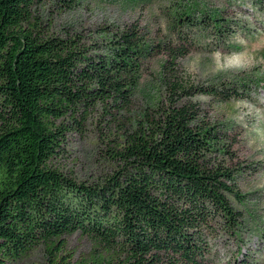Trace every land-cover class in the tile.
Returning <instances> with one entry per match:
<instances>
[{
	"label": "trees",
	"instance_id": "16d2710c",
	"mask_svg": "<svg viewBox=\"0 0 264 264\" xmlns=\"http://www.w3.org/2000/svg\"><path fill=\"white\" fill-rule=\"evenodd\" d=\"M48 1L0 0V264L42 245L48 264H65L56 259L63 237L78 232L96 246L92 264H208V237L215 225L236 234L243 213L234 203L244 196L232 165L236 142L194 100L228 102L238 90L191 84L172 67L165 96L106 141L111 173L77 181L55 162L97 106L127 113L143 41L132 26L113 42V55L98 54L78 35L46 28L40 10ZM219 24L217 15L204 20L229 38ZM158 52L172 65L190 44Z\"/></svg>",
	"mask_w": 264,
	"mask_h": 264
},
{
	"label": "rangeland",
	"instance_id": "374dc122",
	"mask_svg": "<svg viewBox=\"0 0 264 264\" xmlns=\"http://www.w3.org/2000/svg\"><path fill=\"white\" fill-rule=\"evenodd\" d=\"M67 4L71 7L63 6ZM40 14L51 33L63 38L78 35L98 54L113 55V42L132 26L143 41L142 68L127 113L117 115L112 107L111 114L97 106L85 121L84 133L69 134L64 153L55 162L77 181L96 183L111 173L106 141L119 135L123 123L138 119L165 96L164 78L172 67L191 84L238 90L241 97L228 102L205 96L194 100L202 107L203 119L226 129L236 142L232 165L238 169V189L244 196L242 204L234 203L243 213L239 230L235 234L214 224L207 258L208 264H264V0H55L46 2ZM214 15L229 38L206 29L205 18ZM166 43L190 44V52L169 65L171 59L158 52ZM63 240L65 248L56 259L65 264L93 263L96 246L87 236L78 232ZM48 263L42 245L8 264Z\"/></svg>",
	"mask_w": 264,
	"mask_h": 264
}]
</instances>
